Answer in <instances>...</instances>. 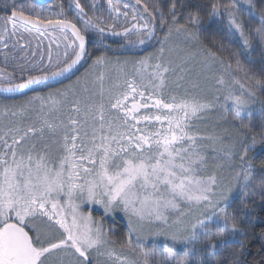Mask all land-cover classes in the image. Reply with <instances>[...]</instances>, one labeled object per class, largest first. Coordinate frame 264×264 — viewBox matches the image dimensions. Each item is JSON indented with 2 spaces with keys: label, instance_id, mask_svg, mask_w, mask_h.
<instances>
[{
  "label": "snow or ice",
  "instance_id": "snow-or-ice-1",
  "mask_svg": "<svg viewBox=\"0 0 264 264\" xmlns=\"http://www.w3.org/2000/svg\"><path fill=\"white\" fill-rule=\"evenodd\" d=\"M72 3L85 25L100 34H119L113 25L102 27L87 16L80 0ZM246 3L249 15L259 17L260 27L255 31L264 42V0ZM135 4L153 22L151 26L148 20L140 23L137 14H132L131 19L137 21L133 28L144 30L137 41L144 43L153 35L156 14L143 0H135ZM108 5L113 12L121 13L112 0ZM175 7L173 3L170 23L161 13L160 26L167 31L159 41L158 54L124 60L125 65L132 64L133 72L122 81L118 78L106 88L105 73L100 71L91 88L87 83L78 88L81 78L77 77L46 96L36 93L24 103L40 101L39 126L33 123L27 128L9 127L0 135V264H91L93 252L98 257L107 256L112 264H158L153 250L139 244L134 247L132 241L133 235L138 241L144 238L145 228L152 225L157 226L154 235H164L173 244L184 245L182 260L175 258V248L165 245L164 264H189L188 257L196 251L207 256L206 261L196 264H223L217 258L230 236L247 235L239 226V213L255 204L256 196L264 202V171L259 184L254 185V157L249 156L258 144L264 145V121L259 141L252 135L251 124L242 121L233 124L235 135L228 136L201 134L194 130L192 121L213 109L220 110L223 119L230 111L233 121L245 111L251 117L250 100L255 103L251 98H258V93L264 91V81L245 83L238 75L242 71L239 62L233 68L201 40L199 12L189 13L181 24ZM210 9V18L226 14L229 29L239 32L244 44L251 46L235 3L223 5V12L219 3H211ZM10 12V16L0 18L3 47L9 46V35L32 26L40 35L58 31L57 47L62 40L66 50L63 63L54 69L28 73L22 76V82L0 84V88L11 91L39 84L69 71L88 55L85 35L77 23L64 16L63 9L47 18L27 14L23 7L14 5ZM122 14L128 16L127 11ZM69 30L74 39H69ZM123 32L127 34L129 29ZM174 33L183 36L187 44V50L176 52L175 59L171 48L165 55ZM51 59L49 50V63ZM153 59L155 63H151ZM109 62L106 54L96 56L85 76ZM193 62L200 65L197 75L203 77V83L211 84V99L167 90L170 83L180 87L178 82L184 80L183 74L188 73ZM214 65H219L222 74L209 75ZM5 71L0 68V72ZM8 75L13 77L14 73ZM191 86L203 91L199 80ZM23 113L22 109L20 115ZM260 114L264 117V101ZM47 139L52 140L54 150ZM33 140L42 143L30 142ZM260 169L264 170V162ZM234 192L241 208L229 211L237 198ZM85 205L100 206L105 215L123 211L128 217V238L112 239L102 219L83 211ZM168 212L175 215L171 223ZM197 244L201 245L199 249Z\"/></svg>",
  "mask_w": 264,
  "mask_h": 264
},
{
  "label": "trees",
  "instance_id": "trees-1",
  "mask_svg": "<svg viewBox=\"0 0 264 264\" xmlns=\"http://www.w3.org/2000/svg\"><path fill=\"white\" fill-rule=\"evenodd\" d=\"M146 3L155 9L157 13L163 16L168 22H171L170 9L172 4L175 3V12L179 23L183 24L188 18L189 13L199 12L201 18V40L211 47L213 51H217L228 62L236 67L237 62L242 69L238 75L247 84L254 83L255 81H264V42H261L255 29L260 27L259 17H251L248 12L249 5L246 0H145ZM211 3H219L221 5V12H223V5L235 3V10L239 20L243 21L244 33L248 37L251 46L248 47L244 44V39L239 32L235 29H229L227 15H221L216 17L209 16L211 11ZM139 7V6H138ZM149 22L151 19L146 17ZM151 26V25H150ZM167 28L165 27V32ZM151 40V39H150ZM148 40H146L147 42ZM145 42V41H144ZM103 51V50H102ZM100 54L98 53L97 56ZM92 64V62L90 63ZM88 69V67H87ZM100 69H92L88 75L85 76V71H81L73 79H67L61 84L50 87L42 92H37L42 95H47L50 90L62 89L65 85L77 80L80 77V86L87 83L88 87H92L95 81V74ZM83 87V86H82ZM82 89V88H81ZM36 94V93H35ZM31 93H24L22 96H14L11 99L0 96V113L3 112V118L0 119V125L9 127H25L36 123L39 124L38 112L40 101H33L32 104H25L24 101L27 98L34 96ZM59 98V97H57ZM255 99L254 106L250 109L252 116L250 117L246 113L242 122L245 125L251 124L252 135H256L257 141H259L261 132V123L264 121V117L260 114L261 101H264V91L258 93V98ZM24 110L23 115H20L21 110ZM47 111V108L45 109ZM16 112V116H12L11 113ZM2 128V127H1ZM7 131V130H6ZM234 132V129H233ZM235 135V132H234ZM264 145H259L254 153L250 157H254V180L253 183L259 184L262 171L260 164L264 162V152L261 149ZM234 196H237L235 202L232 203L233 209L239 210L241 208L238 194L234 192ZM239 226L243 229L247 235L240 233L230 236L228 245L222 250V254L217 258L223 261V264H264V202L261 201L259 196L255 197V204L251 205L246 212H240L238 215ZM113 231L114 239L125 240L127 239L126 224L121 219H115V222L110 226ZM215 230V229H213ZM113 237V236H111ZM197 249L201 247L197 244ZM199 260H207V256L197 252L192 258V264H196Z\"/></svg>",
  "mask_w": 264,
  "mask_h": 264
},
{
  "label": "rangeland",
  "instance_id": "rangeland-1",
  "mask_svg": "<svg viewBox=\"0 0 264 264\" xmlns=\"http://www.w3.org/2000/svg\"><path fill=\"white\" fill-rule=\"evenodd\" d=\"M89 1L91 4H94V2H95V0H89ZM98 1L104 2V0H98ZM112 3L114 5H117L118 7H120L121 13L118 14L116 12H113L109 8L108 0H106L105 5L109 9H108L107 17H105V18L103 17V19H106V22L108 21L109 25H113L115 32H117L119 34L114 35L112 33V31H109V37H108L109 39L107 40V42L111 41L110 42L111 47H109V46L105 47L107 49L106 51L105 50L102 51L103 48H100L102 46L104 47V43H103L104 41H102V39L97 35L95 36V40H96L95 43H93L92 47L90 46L91 53H99L100 55L103 53V54H106L110 58V62L107 64L106 67L98 66L97 68H95L96 71H97V69H100L98 71V73L100 71H103L105 73V87L106 88L110 84L117 82L118 78L120 81H122L126 75H130L133 72L132 64L129 63V64L125 65L123 63L124 60H126V59L138 60L141 57L147 56L149 53L158 54L157 50L160 48L159 41L165 33V27L162 28L160 26V15H159V13H157L155 11V9L150 6V9H152L156 14V20L154 22L155 23V29H154V32H153V35L151 38L145 39L144 43H139L137 41V36L142 35L144 30L140 29L138 27L133 28V25L137 24V21H133L131 19V17H132L133 13H136L138 16L139 22L143 23L144 20H147V18H146L147 15L143 12V9L141 7H138L135 4V0H112ZM143 3H146V1L143 0ZM125 5H127V8L124 7ZM125 11L128 12L127 17H125L122 14ZM93 14L94 13H92V15L90 17H93L94 20H96L100 17V16L95 17V15L93 16ZM149 23L151 25L153 22L151 21ZM124 28L129 29V32L127 34H125L123 32ZM146 40H148V41L146 42ZM129 41H133V43H129ZM169 48L174 50V52L172 53V58L175 59V53L176 52H179L181 49L187 50V44L184 40V37L178 36L174 33L171 40L169 41V44L166 46V52H165L166 56L169 55V53L167 51ZM180 54L183 55L184 53L180 52ZM117 58L119 59V63H117ZM197 59H199V57ZM88 60L89 59H87L86 62ZM84 61L85 60H83V62ZM155 62H156L155 59H153L151 61V63H155ZM84 67H85V69H82ZM87 67H88V64L86 66L84 63V65L81 67L82 71H85L87 69ZM188 67H189L188 73L183 74L185 77L184 80L178 82L180 87H177L175 83H170L167 90L169 92H172L173 94H177V95H184L185 91H187L189 94H192V95H207L208 98L211 99L212 98L211 94L208 91V89L211 87V84H207V85L204 84L203 83V77H199L197 75L201 70L200 65L196 62H193ZM3 69H6V68H3ZM10 71H12V69H10L9 72ZM149 71H151V69H149ZM98 73L95 74V79H96V76L98 75ZM212 74H215V75L222 74L219 65L213 66L212 72L209 73V75H212ZM177 75H181V73H177ZM171 79L175 80V77H172ZM1 80L3 82H6V83L2 82L1 84H8V81H4L3 79H1ZM198 80L201 83V89H203V91H201L200 89H194L191 86V84L193 82H197ZM82 86L84 87V85H82ZM82 86H80V88H83ZM23 94L24 93L18 94V95L17 94L11 95V96H6V95H0V96L5 97L7 99L8 98L11 99L14 96H22ZM33 94H35V93H33ZM33 94H31V95H33ZM236 94H239L238 86L236 89ZM218 95H221V94L218 93ZM245 98H247V97H245ZM251 99L255 100L254 98H251ZM221 102H223L222 95H221ZM255 103H252L250 100L249 108L251 109L254 106L253 104H255ZM39 107H40V105H39ZM246 113H248V112L247 111L242 112L241 118H243V116ZM221 117H222V112L220 110H216V109H213L206 114H201V116L198 119L194 118L192 121V123L195 125L194 130H198L201 134H204V135H212V134H216V135H220V136H228L229 134L234 135L233 124L241 123L242 119L240 118L239 120L233 121V113L231 111L227 114V119H223ZM1 118H3V112L0 113V119ZM36 126L38 127L39 124H36ZM20 128H23V127H20ZM6 130H7L6 126L1 124L0 125V135H3V133L6 132ZM30 142H35L38 145L42 143L41 141H38V140H33ZM46 142L50 144V146L53 148V150L55 149V145L52 143L51 139H47ZM248 143H251L250 137L248 139ZM257 148H258V146H257ZM256 149H255V151H256ZM254 152H249V156ZM225 175H227V173H225ZM83 211L85 213L91 211L94 218L102 219L105 229L107 231H109L110 236H113V237H111L112 239H114L115 236L112 234L113 231L111 230L110 226L112 223L115 222V219L123 220V222L126 224V227H128V217L121 210H116L112 214L105 215L103 212V209L100 206L85 205L83 208ZM167 215H169V217H170L169 222L171 223V220L175 218V215L172 212H168ZM156 229H157L156 225L146 227L144 230L145 236H144V238H142L139 241L136 239L135 235H133L132 241H133L134 247L137 244H139V245L143 246V248L145 250H153L155 252V259L157 260L158 264H164V257L167 254V249L165 248V245H167L170 248L176 249V252L174 253V255H175V258L177 260L184 259V255L182 252L184 245L180 244V243L173 244V241L164 235H159V236L154 235L153 233H155ZM213 229H215V225H213ZM127 231L129 232V228L127 229ZM128 232H127V238H128ZM115 240H117V239H115ZM117 241H121V240H117ZM196 248H197V246H196ZM197 252L198 251L193 252L188 257L189 264H192L191 263L192 258ZM91 264H112V261L109 260V258L107 256H99L98 257L96 255V253L93 252L92 256H91Z\"/></svg>",
  "mask_w": 264,
  "mask_h": 264
},
{
  "label": "flooded vegetation",
  "instance_id": "flooded-vegetation-1",
  "mask_svg": "<svg viewBox=\"0 0 264 264\" xmlns=\"http://www.w3.org/2000/svg\"><path fill=\"white\" fill-rule=\"evenodd\" d=\"M80 3L87 13V16H91L92 13H94L93 16L95 15V17L100 16L96 21L100 22L102 27L107 28L109 22H106V19H103V17H107L109 9L105 5L106 0H104V2L95 0L94 4H91L89 0H80ZM5 5H8L9 8L6 9ZM13 5L17 8L23 7L27 14H32L33 16L39 15L42 18L55 16L61 9H63L64 16L77 23L78 27L85 35L88 49V55H86V59H84L85 61L76 70L65 76L64 79L57 81L54 84L34 87L33 90H30L27 93L33 94L42 92L52 86L65 82L67 79L75 78L82 69H85V67L81 69L84 63L86 66L87 64L89 66L93 59L98 55V53H91L90 49V46L92 47L93 43L96 41V35L104 41V47H100L103 48V51L107 50L105 47H111V41L107 42L109 39V31L100 34L91 25H85L84 21L78 18V10L75 8L72 0H51L48 4H43L38 0H0V18L10 16V8ZM26 28L27 30H18L15 35H9V46L7 48L0 44V68L2 67L8 70L0 72V80L3 79L4 81H8V83H20L22 82V76L26 77L28 73L40 74V69L52 70L58 63H63V53L66 49L65 43L62 40L59 41V47H57L58 41L55 37L59 36L58 31L53 30L46 32L44 35H40V32L34 27L26 26ZM85 29L87 30L85 31ZM68 37L69 39H74V37L71 36L70 30L68 32ZM13 44H15V48H13ZM49 50H51V63H49ZM67 51L71 54L70 48H68ZM5 53H8L7 58L5 57ZM87 59L90 61L88 60L86 62ZM10 69H12V71L9 72ZM8 73H14V76L10 77ZM2 82L3 81L1 80L0 84Z\"/></svg>",
  "mask_w": 264,
  "mask_h": 264
},
{
  "label": "water",
  "instance_id": "water-1",
  "mask_svg": "<svg viewBox=\"0 0 264 264\" xmlns=\"http://www.w3.org/2000/svg\"><path fill=\"white\" fill-rule=\"evenodd\" d=\"M38 1L41 2V3H43V4H48V3L51 2V0H38ZM86 47H87V43H86ZM85 57H83L81 59V61L77 65L73 66L72 69H70L69 71H67V72H65V73H63V74H61L59 76L49 77V79L47 81H42L39 84L30 85L28 88H25V89L11 90V91H9V90L0 88V95H6V96H11V95H16V94L18 95V94H22V93L29 92L30 90H33L34 87L44 86V85H49V84H54L55 82L64 79L65 76H67L68 74H70L71 72H73L74 70H76L81 65V63L83 62V60L85 59Z\"/></svg>",
  "mask_w": 264,
  "mask_h": 264
}]
</instances>
